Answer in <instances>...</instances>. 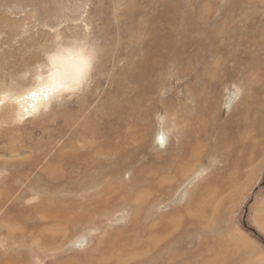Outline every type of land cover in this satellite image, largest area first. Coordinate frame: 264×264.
I'll return each mask as SVG.
<instances>
[{
	"label": "rangeland",
	"instance_id": "obj_1",
	"mask_svg": "<svg viewBox=\"0 0 264 264\" xmlns=\"http://www.w3.org/2000/svg\"><path fill=\"white\" fill-rule=\"evenodd\" d=\"M85 42L95 59L79 91L60 94L40 115L15 117L19 122L14 104H0V264H115L108 257L114 252L115 259H132L124 264H149L156 256L147 249L155 243L151 231L167 224L174 209L160 201L184 162L207 170L176 208L180 225L185 206L197 204V188L220 201L233 195V204L230 212L211 210L218 230L199 236L185 225L176 237L162 238L166 250L156 254L191 264L184 263L190 254L175 255L179 242L189 253L225 234L230 239L229 230L240 239L236 229L252 243L251 254L264 256V223L256 220L264 211V0H0V98L22 95L45 72L48 55ZM244 82L254 98L227 111L221 89ZM217 90L219 103L210 108ZM167 119L177 122L170 133ZM145 129L153 139L166 134L169 148L141 149ZM182 129L189 130L182 134L185 154L169 167L164 158ZM46 207L66 212L62 248L64 235L51 242L58 228L46 229ZM75 215L77 225L95 221L100 229L78 232ZM81 235L83 243L74 244ZM199 254L200 264L225 263L217 260L219 249L215 259Z\"/></svg>",
	"mask_w": 264,
	"mask_h": 264
},
{
	"label": "bare ground",
	"instance_id": "obj_2",
	"mask_svg": "<svg viewBox=\"0 0 264 264\" xmlns=\"http://www.w3.org/2000/svg\"><path fill=\"white\" fill-rule=\"evenodd\" d=\"M80 45L81 46L73 45V46H69V47H64V48H62L63 49L62 52H60L59 54L52 55V56L48 55L47 56V64L43 67V70H45V72L44 73H38L36 75V82H33V84L31 85V89L27 90L25 93H23L20 96H16L14 94H4L0 98V104L3 103V102H9L12 105L14 104L15 109H16L15 116H13L14 119L16 117L17 120H23V119H25L27 117H33V116H36V115H40V112L42 110L46 109L48 107V105L53 100H57V99L59 100V99L62 98V97L59 98L60 94H63L64 92H68V93L74 94L76 91H79L83 87L84 82L87 81L88 73L90 71L91 63H92L91 60L89 59V57L92 56L91 49L89 48V46L87 45L86 42L85 43H81ZM151 45H153V44L151 43ZM152 50H154V49H152ZM230 85L231 84L228 85V83H227V85L224 86V88H222L221 90H223L224 93H225V98H224V101H223V107L227 111H232V113H233V109L235 108V106H237V103H236L237 101H238V104H239L241 102V99L243 100V98H244L245 100L249 99L248 101H246V102H249L254 97H253V94H250L249 90L251 88V91H252V87H250V85L248 83L244 82L243 84H240V85H234L233 84L232 87ZM205 88H207V87H205ZM221 90H217L216 92H213V91L211 92L212 100H211V102H209L207 104V106L211 105L210 106V108H211L212 104L214 102H216L217 105H218V103H219V95H218V93L221 94ZM242 90L244 92L243 93L244 97L242 96V98H240ZM6 93H11V92H6ZM203 93H205V92H203ZM199 94H197V95H199ZM196 100H198V99H196ZM207 100H209V99H207ZM204 101H206V100H204ZM243 105L245 107V110L247 111L248 110L247 106L245 104H243ZM168 111H169V109H168ZM236 111H237V109H236ZM196 114H198V111H197ZM198 118H200V117H198ZM198 118H196V120ZM16 119H15V121L19 122ZM186 124H187V122H186ZM176 126H177V122H175V120L173 121V120L167 119L166 123H165V130H166L167 133H170L173 129H176L175 128ZM163 129H164V127H163ZM203 129H204V127H203ZM182 130H183L182 132L181 131H176V133H174V135H175L174 139H175L176 144H177L176 149L174 151H170L168 153V156H166L164 158V161L166 162L167 165H169V167H173L174 166V157L175 156H179V155H184L185 154V149H186L185 146L186 145L183 144V142H184L183 141V137L184 136H182V134H184L186 132H189V130L188 129H185V130L182 129ZM186 130H188V131H186ZM184 131H186V132H184ZM198 133H200V132H198ZM233 133H232V135H233ZM139 135L142 137V141H140L141 142V144H140L141 149H147V148H149V146L151 147V145L155 149L158 146H160L161 148L162 147H166V146H167V148H169V146H170L169 144H167L168 139H166V137H165L166 134H164V133H163V136L156 135V137L153 139L146 133V129H145V131L142 130L139 133ZM192 135H195V134H192ZM200 136H202V135H200ZM187 137H189V136H187ZM198 138L200 139L201 137H198ZM185 144H188V143H185ZM194 144H195V142H194ZM155 145H157V146H155ZM199 145H200V142H199ZM199 145H197V147ZM190 146H191V148L194 147L193 145H191V143H190L189 147ZM201 147L203 148V146H201ZM151 150L153 151V149H151ZM189 150H192V149H189ZM196 150H198V148L194 149L191 152V156H195L196 157V156H198V154H200V153H197ZM162 151L165 152L166 149L162 150ZM155 152L157 154H159L161 151H157L156 150ZM202 153H205V152L203 151ZM68 157H69V155L67 157H65V158L64 157H60L59 165L60 166L67 165ZM210 160L212 161V159H210ZM214 160H216V159L214 158L213 161ZM201 165H202V163H201ZM48 167L49 168H54L51 163L48 164ZM206 170H207L206 168L202 169L201 166H199V165L191 164L189 162H184V163H180L178 168H177V170H176V172H178L179 176L178 177L175 176V177H170L169 178V180L172 181L171 185H173L172 187L169 186L171 192H170L169 195L167 194V197H165V199L163 201H160V202H162V204H164L163 208L173 207L174 209H173V212L171 213L172 215L170 217L168 216L170 219L168 220L167 224H165L163 226H157L156 228H154L151 231V233H152V235H153V237L155 239V243H154L153 246H151L149 244L147 249H149L152 252L153 256H154V250H155L156 253H158L160 255L164 254V251L166 250V243L159 244L161 242L162 238H167V237H170L172 235H173V237H176V235H174V233L175 232L177 233V231L182 229V227L185 226V225H191V226L193 225V226H195V228L197 227L198 231L200 232L199 236L200 235H204V233H208L209 232L208 230L211 229V228H213V230H218L219 229V228H216V226H215L214 217L216 216V213L214 211L212 212L211 210H213L216 207V205H217V206H219L221 208L220 211L222 210V211L225 212V210L228 207L232 206V204H233V200H234L233 195L231 197L232 199L230 198V200L228 202H226L225 198L223 199V201H220V196H216L217 195L216 194L215 195L216 197H214L212 195L213 194L212 192H210V194H207L206 197H204L202 194H199V190L200 189H198V188L195 190V193H194L196 195V199L198 198L196 206H194V207L190 206L189 207V206L186 205L185 206L186 212L184 214V216L187 217V219H185L186 223L184 222L182 225H180L178 223L179 216L176 213L177 209L182 207L183 205H185L186 198H188L187 196L190 193V189H189L190 186L198 178H202L203 177V171H206ZM111 174H114V175L118 176V173L115 172V171H113ZM114 179L116 180V178H114ZM46 185H49V184H46ZM173 189H176V191L172 192ZM191 191H193V190H191ZM219 194L220 193H218V195ZM191 195H193V193ZM189 198H190V196H189ZM215 199L217 200L218 203H216ZM167 202H168V204L165 205ZM181 204H183V205H181ZM160 205H161V203H158V202L153 204V206L155 208H159ZM46 208L47 209H45L43 211V215H42L43 219H47L48 223L50 222V224L47 225L46 229H50L51 227H57L58 228L57 232L55 233L56 236L54 235V237L52 238L51 242L54 240V238L64 235L62 237V239L60 240V242L58 243V245H57L58 248H62V247H64V245L66 243V240H67V236L65 235L66 231L70 230V229H67L66 226H65V224L66 225L68 224L65 221V217H66L65 213L66 212L65 211H62V212L58 211L57 209H55V207H53V208L46 207ZM179 211H180V209H179ZM228 212H230L229 208H228ZM76 216L77 215H75L71 219V221H73L76 224L75 229H78L79 230L78 232H80L82 230H90L91 228H93V231L96 232L97 230L100 229V225H95L97 223H95V221H93V220H92L93 222L84 221L83 224L80 223V224L77 225V223L75 222V220L78 221ZM183 218L184 217L182 216L181 219H183ZM256 220L258 222L264 223V211L259 213L258 215H256ZM201 224H203L204 227L208 226V228H200ZM257 224H255V225L257 226ZM186 227L188 228V226H186ZM260 229H261V227H260ZM185 231H186V229H185ZM188 231H190V230L188 229ZM230 231L231 230H229V233H228V235L230 236V239H228L226 237L227 234H225V237L220 238L218 241L215 240L216 243L218 242V244H220V245H218V244L215 245L216 243L215 244L211 243L212 247H210V246L208 247L207 245H204L203 243H200V244H198V245H200V247L197 246V249L193 248V249L189 250L190 251L189 253L185 251L186 250L185 248H182V242H179L178 246L175 247V251H176L175 255L179 254L180 256H182V255L183 256H188L190 254V259L187 260V261L184 260V263L191 262V264H200V261L202 260L201 259L202 258L201 257L202 253L199 254V252H203L204 251V254L206 256H209V257H210L209 253H212L213 256H214V259H215L216 256L214 255V253L219 249L220 252L223 253V258L222 259H217L219 261V263L225 262L224 264H252L255 261L254 258H258L256 260V264H264V259H263L264 256H259L260 254L256 255V254H251L250 253V247H251L252 243H250L248 240H243L242 241L243 237H242V235L240 233H238L236 231V229H235V233H237V235L241 236L240 239L235 238L233 233L230 232ZM189 233L187 234V236H189V240H192L194 235H189ZM225 233H227V232H225ZM181 235H182V233H181ZM180 236H178V238ZM196 237H198L197 232H196V235L194 236V239ZM85 238L86 237L84 235H81V237H78V238H76L74 240V244L75 243L82 244ZM145 242H147V241H145ZM193 242H194V240H193ZM139 245L142 246V243L139 244ZM185 245L187 246V244H185ZM144 246H145V244H144ZM187 247H189V246H187ZM201 250H203V251H201ZM206 250H208V251H206ZM118 253H116V252L111 253L108 257L110 259H114L115 264L132 263V259H130V258L129 259H127V258L126 259H120V260L119 259H115L116 258L115 256H117L116 254H118ZM156 253H155L156 256L151 258L152 261L149 264H153V262H155V264H161V263L162 264H177L175 261H177L179 259V256H176V260L173 259V261L171 262V258L170 257H169L170 259H166V258H164L162 256L157 255ZM157 256H159V258ZM165 256H166V254H165ZM136 258H137V256H136ZM136 258H134V259H136ZM141 258H143V257H141ZM214 259H213V261H214ZM148 260H150V259H148ZM250 260L252 261V263H251ZM203 264H205V263H203Z\"/></svg>",
	"mask_w": 264,
	"mask_h": 264
},
{
	"label": "clouds",
	"instance_id": "obj_3",
	"mask_svg": "<svg viewBox=\"0 0 264 264\" xmlns=\"http://www.w3.org/2000/svg\"><path fill=\"white\" fill-rule=\"evenodd\" d=\"M89 59H90V60L94 59V54H93V56H90Z\"/></svg>",
	"mask_w": 264,
	"mask_h": 264
}]
</instances>
